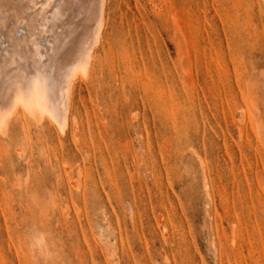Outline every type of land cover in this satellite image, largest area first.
Returning <instances> with one entry per match:
<instances>
[{
	"label": "rangeland",
	"instance_id": "374dc122",
	"mask_svg": "<svg viewBox=\"0 0 264 264\" xmlns=\"http://www.w3.org/2000/svg\"><path fill=\"white\" fill-rule=\"evenodd\" d=\"M108 7L79 126L0 125V264H264V0Z\"/></svg>",
	"mask_w": 264,
	"mask_h": 264
},
{
	"label": "bare ground",
	"instance_id": "6f19581e",
	"mask_svg": "<svg viewBox=\"0 0 264 264\" xmlns=\"http://www.w3.org/2000/svg\"><path fill=\"white\" fill-rule=\"evenodd\" d=\"M108 1L0 0V125L15 119L26 126L30 118L38 122L36 126L45 120L50 130L78 124L74 99L83 86L77 70L85 66L95 74L98 65L100 70L104 55L101 59L98 52H104L108 39ZM76 109L78 114L80 108Z\"/></svg>",
	"mask_w": 264,
	"mask_h": 264
}]
</instances>
